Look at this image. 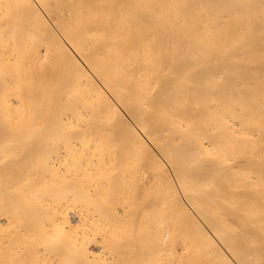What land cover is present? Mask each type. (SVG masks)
Listing matches in <instances>:
<instances>
[{
    "label": "bare ground",
    "instance_id": "1",
    "mask_svg": "<svg viewBox=\"0 0 264 264\" xmlns=\"http://www.w3.org/2000/svg\"><path fill=\"white\" fill-rule=\"evenodd\" d=\"M0 264H264V0H0Z\"/></svg>",
    "mask_w": 264,
    "mask_h": 264
}]
</instances>
